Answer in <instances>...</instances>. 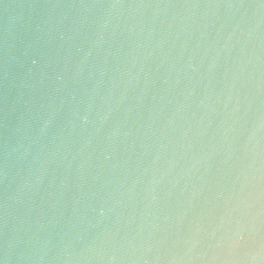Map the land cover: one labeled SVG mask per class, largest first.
Wrapping results in <instances>:
<instances>
[{"label": "water", "instance_id": "obj_1", "mask_svg": "<svg viewBox=\"0 0 264 264\" xmlns=\"http://www.w3.org/2000/svg\"><path fill=\"white\" fill-rule=\"evenodd\" d=\"M0 264H264V0H0Z\"/></svg>", "mask_w": 264, "mask_h": 264}]
</instances>
